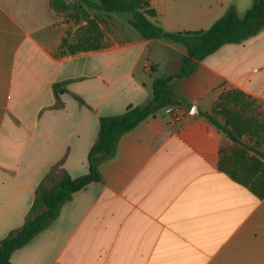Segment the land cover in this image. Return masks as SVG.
Segmentation results:
<instances>
[{
	"label": "crops",
	"instance_id": "obj_1",
	"mask_svg": "<svg viewBox=\"0 0 264 264\" xmlns=\"http://www.w3.org/2000/svg\"><path fill=\"white\" fill-rule=\"evenodd\" d=\"M149 1L150 21L168 32L206 30L233 5ZM84 9L89 21L51 0H0V241L24 224L41 184L88 173L100 118L145 105L154 80L185 56L178 44L144 39L130 14L134 31ZM65 42L89 49L71 53ZM161 65L168 72L156 76ZM171 85L180 104L122 135L101 180L75 192L11 264H264V198L219 170L228 138L202 116L227 91L264 103V28Z\"/></svg>",
	"mask_w": 264,
	"mask_h": 264
},
{
	"label": "trees",
	"instance_id": "obj_2",
	"mask_svg": "<svg viewBox=\"0 0 264 264\" xmlns=\"http://www.w3.org/2000/svg\"><path fill=\"white\" fill-rule=\"evenodd\" d=\"M89 9L104 13L130 14L129 24L144 38L160 39L178 44L185 50L179 69L176 73L156 78L152 86V98L143 106H129L123 114L100 118L99 133L96 143L88 153L89 171L86 175L76 179L63 174L52 189L41 184L35 193L31 209L24 224L11 231L0 241V264H11L10 256L13 251L28 244L37 234L47 228L57 217L60 207L69 201L72 195L83 189L91 182H99L101 163L111 159L115 153L118 141L122 135L131 131L147 118L153 116L158 110L180 104L171 85L174 79H180L190 74L198 61L217 51L224 44L240 43L249 37L257 35L264 28V0H253L249 9L238 14L231 5L223 16L217 19L208 29L187 32H168L149 18L156 16L149 0H82ZM51 6L56 11L67 13L70 10L66 0H51ZM83 19L88 12L79 6ZM71 53L86 51L89 48L67 45ZM99 48V46H94ZM62 84L54 85V92ZM246 95L240 91H227L220 95L214 107L224 108L229 104L236 107L243 106L242 100ZM242 108V107H241ZM211 125L223 133L233 144L239 145L253 152L254 156L248 161L232 162L230 158L224 159L220 151L218 168L227 174L233 181L248 188L259 199L264 198V154L255 147L243 143L239 136L226 125L221 124L210 113H203ZM257 128H262L257 125ZM244 157V155H243ZM245 159V158H244ZM232 164V167L227 164ZM40 208H44L43 211Z\"/></svg>",
	"mask_w": 264,
	"mask_h": 264
},
{
	"label": "rangeland",
	"instance_id": "obj_3",
	"mask_svg": "<svg viewBox=\"0 0 264 264\" xmlns=\"http://www.w3.org/2000/svg\"><path fill=\"white\" fill-rule=\"evenodd\" d=\"M175 3L173 5L182 7V8H188L197 6L198 0H172ZM233 2V6L237 13L243 14L247 9L250 8L253 0H209L208 4L212 7H219L221 4H225V2ZM218 2V5L216 4ZM66 3L69 5L70 10L68 14L72 17H76L77 20L83 19L81 15V11L79 10V6L85 7L87 10H91L88 7L85 6L82 0H66ZM232 4V3H231ZM231 6V5H230ZM113 14V17L117 19L118 21V27L123 26L124 28L130 29L131 31H134L131 26L128 25V23L124 20L123 16L125 14H117V13H110ZM95 17V16H94ZM89 14L86 19V21H89ZM89 25L87 29L92 28L93 33L99 37L101 35V32L99 29H97V24L95 21L88 22ZM84 31V29L82 30ZM83 32H79L80 34ZM79 37L78 40L80 39ZM77 40V39H76ZM81 40V39H80ZM79 40V41H80ZM96 41V40H95ZM86 43L83 42L81 44L76 45H85ZM168 71L164 65H161L160 68L156 71V76H161L166 74ZM234 91V90H233ZM242 104L244 105H237L236 107H233L232 105H226L224 108L222 107H214L212 112V115L223 125H226L231 130L235 132L237 136H239L240 140L252 147H255L258 151L264 154V103L261 101H257L255 99H252L249 96L244 97L242 100ZM242 107V108H241ZM257 125L261 126L262 128H257ZM224 136V134H223ZM222 156L224 159L230 158L232 162L235 161H243L246 162L251 157L254 156L253 152L242 148L239 145H235L232 143L231 140L228 139L226 143H224L222 147ZM244 155V157H243ZM245 158V159H244ZM228 166L232 167V164H227ZM56 185V181H50L45 184V186L48 189L54 188Z\"/></svg>",
	"mask_w": 264,
	"mask_h": 264
}]
</instances>
